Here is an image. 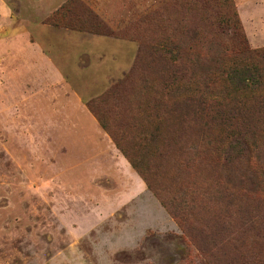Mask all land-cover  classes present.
<instances>
[{
	"label": "rangeland",
	"instance_id": "1",
	"mask_svg": "<svg viewBox=\"0 0 264 264\" xmlns=\"http://www.w3.org/2000/svg\"><path fill=\"white\" fill-rule=\"evenodd\" d=\"M6 1L0 264H264V103L223 85L264 50V0ZM70 102L141 191L95 134L73 146Z\"/></svg>",
	"mask_w": 264,
	"mask_h": 264
},
{
	"label": "crops",
	"instance_id": "2",
	"mask_svg": "<svg viewBox=\"0 0 264 264\" xmlns=\"http://www.w3.org/2000/svg\"><path fill=\"white\" fill-rule=\"evenodd\" d=\"M12 18L13 16H12L11 9L9 7V3L6 0H0V28H5L13 24ZM27 40L28 38L11 37L10 42L5 43V45H10L9 55L14 57V55L16 54L14 53L16 50V47L18 48L20 43H26ZM103 43H100V44H103ZM28 45L29 47H31L30 43H28ZM25 57H27V59L29 58L28 56H25ZM82 107L83 105L81 103L77 104L75 102H70V105L68 107L69 111L67 112V115H66L68 119H71L72 121L76 123V125H78L77 131L73 133V136L71 137L73 140L70 139L73 142V146H75L77 151H79L81 149V145H79L78 142L82 144L83 142L90 140L92 134H95V137L100 144L99 146L101 147L100 152L103 153L102 150L104 148L108 150L110 149L108 154L109 156L112 157L114 161L112 165L116 168H120L123 171H125L127 174L126 180L130 183L132 182L134 187H137L138 189H140L139 191H141L143 189V184L141 180L133 172L131 166L124 159V157L120 155L119 151L115 148V146L111 144V142L107 139V137L104 134H101V132L96 126L92 127V125L90 124V121L85 117ZM99 155H102V154L99 153L98 156ZM93 165L102 167L100 166L101 165L100 161L98 163H94ZM101 170L104 171V169H101ZM117 177L120 178V175H118ZM119 178L117 179L120 180L121 178L120 179Z\"/></svg>",
	"mask_w": 264,
	"mask_h": 264
},
{
	"label": "trees",
	"instance_id": "3",
	"mask_svg": "<svg viewBox=\"0 0 264 264\" xmlns=\"http://www.w3.org/2000/svg\"><path fill=\"white\" fill-rule=\"evenodd\" d=\"M67 11L63 7L60 8L47 19L46 24L61 28ZM253 56L247 59L250 62L241 60V62L230 65L224 73L223 85L236 95L233 102L239 105H245L249 100L257 99L261 104L264 103V50L253 53ZM119 150L122 152L121 148ZM124 155L126 157V154ZM126 158L132 169L137 170L133 162L128 157Z\"/></svg>",
	"mask_w": 264,
	"mask_h": 264
}]
</instances>
